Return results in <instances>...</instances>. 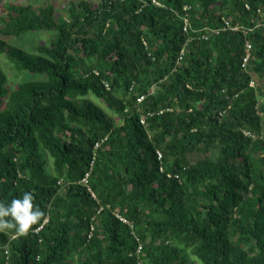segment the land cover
<instances>
[{
	"label": "trees",
	"instance_id": "trees-1",
	"mask_svg": "<svg viewBox=\"0 0 264 264\" xmlns=\"http://www.w3.org/2000/svg\"><path fill=\"white\" fill-rule=\"evenodd\" d=\"M15 1L0 58L45 79L0 67V202L45 216L0 264H264V0Z\"/></svg>",
	"mask_w": 264,
	"mask_h": 264
},
{
	"label": "rangeland",
	"instance_id": "rangeland-1",
	"mask_svg": "<svg viewBox=\"0 0 264 264\" xmlns=\"http://www.w3.org/2000/svg\"><path fill=\"white\" fill-rule=\"evenodd\" d=\"M9 1L10 0H1L0 4L6 5V4L10 3ZM67 1L68 0H53V2H55V4H56L55 10H56L57 14H59V12H61V10L66 9L65 7L67 6ZM15 2L25 3V1H23V0H16ZM51 39H52L51 33L40 32V33H36V34L35 33H26L20 38H9V39L5 38L3 40L7 41L9 43V45H11V46L17 47L19 49H22V50L30 52V53H34L35 48L38 44H42V43L47 44V43H49V41ZM1 66L7 67L3 70V72L7 76L8 80L10 81L11 86L16 85V84L22 82L23 80L39 81V80L45 79L42 76L32 75V74H29L28 72H22L19 76H17L16 72L12 68H9L8 62L4 63V61L0 58V67ZM10 79H12V80H10ZM258 83L261 84L260 86L264 90V79L258 80ZM96 103H98L102 108H104L108 117L113 119L114 123L117 122V119H115V115L113 113H111L108 109H106L105 106L101 102L96 101ZM200 158H202V157H200ZM200 158L198 156V157H189L188 159L191 163H193ZM48 163H49L48 170H51V161ZM45 167H47V166H45Z\"/></svg>",
	"mask_w": 264,
	"mask_h": 264
},
{
	"label": "clouds",
	"instance_id": "clouds-1",
	"mask_svg": "<svg viewBox=\"0 0 264 264\" xmlns=\"http://www.w3.org/2000/svg\"><path fill=\"white\" fill-rule=\"evenodd\" d=\"M44 216L45 213L34 204L32 192H24L20 198L0 202V232L14 230L15 235H24Z\"/></svg>",
	"mask_w": 264,
	"mask_h": 264
},
{
	"label": "built area",
	"instance_id": "built-area-1",
	"mask_svg": "<svg viewBox=\"0 0 264 264\" xmlns=\"http://www.w3.org/2000/svg\"><path fill=\"white\" fill-rule=\"evenodd\" d=\"M152 5H154L155 7H158V8H162V5L161 4H159V3H157L156 1H152ZM185 11H187V8H183V12L184 13H186ZM172 14H175V12H172ZM182 20H183V31H186V26H187V23H188V20H187V18H186V14L182 17ZM221 30H219V29H217V30H214V32H215V34H218L219 32H220ZM250 45L249 44H247L246 45V48H245V55H244V57L242 58V64H241V66L242 67H245V68H247V63H248V61L250 60ZM96 74V73H95ZM97 75V74H96ZM250 86H253L254 84H253V82H250V84H249ZM104 87H105V89L106 90H109V86H108V84L107 83H104ZM129 91L131 92L132 91V86H130V88H129ZM143 100V97L141 96V97H139L138 99H137V102H141ZM140 123L142 124V125H144V119L143 118H141V120H140ZM247 135H248V133H247ZM98 145H95V148L97 147ZM156 156H157V160L158 161H160L161 160V158H162V155H161V153H159V152H156ZM87 177H88V174H86L85 176H84V179L81 181L83 184H86V182H87ZM169 177V176H168ZM116 217L118 218V220L122 223V224H128V221L126 220V219H124L122 216H119V215H116ZM130 227H131V224L129 225ZM41 229V227H39V228H37L36 230H34V233H36V232H38L39 230ZM135 254L137 255V256H140L141 255V246L139 245V242H138V240H137V249H136V252H135ZM138 264H141L140 262H139V260H138V262H137Z\"/></svg>",
	"mask_w": 264,
	"mask_h": 264
}]
</instances>
